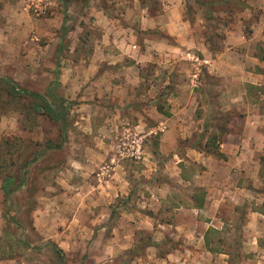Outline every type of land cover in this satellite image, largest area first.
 Instances as JSON below:
<instances>
[{"label":"rangeland","instance_id":"obj_1","mask_svg":"<svg viewBox=\"0 0 264 264\" xmlns=\"http://www.w3.org/2000/svg\"><path fill=\"white\" fill-rule=\"evenodd\" d=\"M100 8L130 29L120 49L102 38ZM236 26L257 35L238 49L264 60V0H0V78L40 96L0 80V174L27 175L7 202L0 178V241L18 242L0 264H264V145L254 186L242 179L249 191L217 204L204 243L184 207L194 187L172 182L174 151L193 177L188 149L220 158L248 112L264 135V84L213 70ZM55 69L68 80L54 97Z\"/></svg>","mask_w":264,"mask_h":264},{"label":"crops","instance_id":"obj_2","mask_svg":"<svg viewBox=\"0 0 264 264\" xmlns=\"http://www.w3.org/2000/svg\"><path fill=\"white\" fill-rule=\"evenodd\" d=\"M246 1L252 5V0ZM100 9L101 10L97 9L98 14L96 15V18H98L97 22H102L104 27V31H102V38L104 40H108V42L106 40L105 41L108 45H110V47H112V50L116 49L114 47H119L120 49L121 46H125L124 44H126L127 30L130 29H125L123 26L119 25L117 23L119 22L118 19L108 18L105 15L104 9ZM178 11L179 9H177V12ZM164 17L165 16L163 15L157 17V24L161 23V20H163ZM142 19L146 20L144 17H142ZM236 27L237 28L230 29L227 32V45L222 50L220 55H216V58L211 61L213 62V70L217 69V71H221V69H237L241 72L240 81L242 85L249 83L255 86H261L264 84V73H262L264 70V60L260 59L255 52L250 53L249 48L245 53L238 49H246L247 46H250V43L256 39L257 35L251 34L250 37H246L243 34L242 27ZM116 54L120 56L118 59L124 58V55H121L120 52H116ZM235 57L238 58L237 62L234 60ZM250 60L253 62L252 65H249ZM65 78L66 77L64 76H60L61 85L64 84ZM241 101L242 104H245L244 95H242ZM176 115L177 114H172L170 117L164 116L167 120L171 121L173 125L172 130L178 131L179 134L184 124H179ZM255 117H258V113L248 112L247 116L244 117V120H242L239 124H236V126H231L229 130L224 133L219 149V152L224 155V158H217L214 155L207 154L204 151L190 147L186 157L192 161L193 164L200 165L201 169V172L195 174L191 178L181 174V168H186L185 165H181V167L179 166V164L184 162V158L179 156V154L174 151L171 161L178 166L177 168L180 173L178 174L176 180L172 179V182L175 181L180 183L184 187H187L188 185L194 187L191 194L194 192L195 195L191 199L189 198L194 203L188 204L184 207L188 208L187 210L193 215L192 226L194 225V229L191 231L193 236L197 239V244H200L201 241L204 243L203 236H205L206 232L214 222V217L212 218V216L215 215L216 212L213 209L218 206L217 204L221 201L236 198L239 193L246 194L249 191V188L243 186L246 180L250 182L253 181L251 179H254L255 181V178L258 177L257 175L259 173L261 158L260 151L261 146L264 145V135L259 129V124L255 123ZM175 122H177L178 127L175 126ZM250 175L252 178H250ZM164 186L166 187L165 184ZM163 189L164 188H162V190ZM170 191V189L164 191L165 199L169 197L168 193H170ZM199 197L203 199L198 200ZM162 203H164V201H162ZM184 207L179 208L183 209ZM57 214L59 215L58 217H61L62 219L67 216L63 213ZM202 215H210L209 220L207 218H203ZM50 216L55 218L57 217L54 213H51ZM96 219L99 221V216ZM96 219H94V224L97 221ZM62 221L63 225H66V227H70V224L72 225L68 219H66V222H64V220ZM72 222L74 221L72 220ZM185 229L186 228H184V230ZM101 230H103V228Z\"/></svg>","mask_w":264,"mask_h":264},{"label":"trees","instance_id":"obj_3","mask_svg":"<svg viewBox=\"0 0 264 264\" xmlns=\"http://www.w3.org/2000/svg\"><path fill=\"white\" fill-rule=\"evenodd\" d=\"M63 29H64V31H66L65 21H64ZM60 58L61 57L59 56V59ZM55 73H56V76H57V81H56V83L52 84V86L47 91V94L49 96H54V97H55L54 90H56L57 88H59L61 86L58 70L55 69ZM0 80L5 85H8V86L10 85L9 93L12 96H22V97L31 96V97L36 98V99H38L40 97V96H38V94H33V93H30L29 91L21 90L10 79L0 78ZM40 100H41V98H40ZM42 101L44 102L45 110L50 115H52V117L54 118L53 113L50 111V107L48 106L46 101L45 100H42ZM35 108H37V107H35ZM44 108L43 107L39 108V110H41V109L44 110ZM157 109H158V112L163 114V115H166V116L170 115L169 113H164L163 112V108H161V107H159V108L157 107ZM225 132H227V131L225 130L224 133ZM213 141H214V139H213ZM218 149L219 148H217V152H216L217 154L216 155L218 157H220V158H224V155L221 154L220 152H218ZM263 159L264 158H261L262 161H263ZM32 162L34 163L35 161L33 160ZM30 164L29 163L25 164L24 167L27 169L30 166ZM0 178L2 179V191L4 193V201L5 202L9 201L10 197L15 192H17L21 187H24L26 185V183H27V175L26 174H22V178L19 181H16V178H14L13 176H10V175L0 174ZM17 182H19V183H17ZM17 243H15L13 240L12 241L9 240L8 238L0 241V257H4L7 253H10V254L15 253L17 251V249H18Z\"/></svg>","mask_w":264,"mask_h":264}]
</instances>
